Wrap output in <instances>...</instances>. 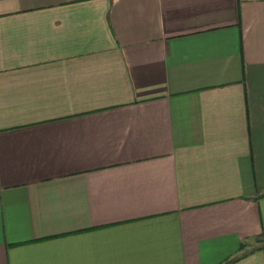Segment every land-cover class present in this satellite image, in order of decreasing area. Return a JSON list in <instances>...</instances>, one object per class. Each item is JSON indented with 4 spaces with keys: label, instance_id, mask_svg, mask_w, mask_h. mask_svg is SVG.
I'll use <instances>...</instances> for the list:
<instances>
[{
    "label": "crops",
    "instance_id": "0c3cea01",
    "mask_svg": "<svg viewBox=\"0 0 264 264\" xmlns=\"http://www.w3.org/2000/svg\"><path fill=\"white\" fill-rule=\"evenodd\" d=\"M0 264H264V0H0Z\"/></svg>",
    "mask_w": 264,
    "mask_h": 264
}]
</instances>
